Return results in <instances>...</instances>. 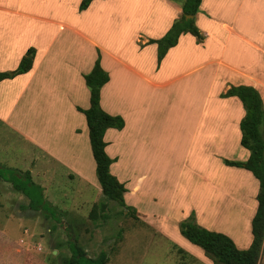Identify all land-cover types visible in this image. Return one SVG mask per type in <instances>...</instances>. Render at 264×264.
Returning <instances> with one entry per match:
<instances>
[{
    "label": "crops",
    "instance_id": "0c3cea01",
    "mask_svg": "<svg viewBox=\"0 0 264 264\" xmlns=\"http://www.w3.org/2000/svg\"><path fill=\"white\" fill-rule=\"evenodd\" d=\"M81 2L0 0V73H13L30 49L36 51L28 73L0 83V124L34 149L47 169L42 180L56 179L60 170V177L99 187L93 185L97 164L87 118L79 109L91 107L85 76L100 58L110 77L100 106L125 122L123 130L108 129L105 142L111 173L127 189L126 204L136 195L135 204L147 187L152 199L167 204V217L177 218L153 229L184 251L187 262L214 264L179 225L194 212L199 226L224 229L212 221L223 215L221 225L232 222L219 204L237 195H247L243 207L254 203L248 218L256 214L259 181L224 164L250 158L241 145L246 111L237 97L222 95L249 86L264 101V0H203L195 25L204 41L183 34L161 63L158 45L150 42L182 18L184 0H94L80 12ZM1 159L0 169L8 162ZM26 170L34 179V169ZM236 177L250 186L238 190ZM19 255L28 262L27 254Z\"/></svg>",
    "mask_w": 264,
    "mask_h": 264
},
{
    "label": "rangeland",
    "instance_id": "374dc122",
    "mask_svg": "<svg viewBox=\"0 0 264 264\" xmlns=\"http://www.w3.org/2000/svg\"><path fill=\"white\" fill-rule=\"evenodd\" d=\"M0 151V160L8 161L0 169V264H60L56 257H71L70 244H76L92 259H97L102 252L107 253L108 264H192L153 229L162 223L171 226L177 218L174 213L167 217V204L152 199L147 187L135 204L132 201L136 195L129 197L130 203H127L137 208L134 213L106 199L96 171L93 185L97 183L99 187L60 177V174L65 175L60 170L56 171V179L42 180L40 176L47 171L43 161L36 158V152L21 135L1 124ZM14 165L19 170L11 169ZM28 168L34 169V179L27 178ZM235 179L238 190L250 186L245 177ZM13 185L25 189L29 196L14 190ZM242 199L237 195L234 201L224 199L219 204L232 222L221 225L223 215L212 222L224 228L213 231L228 235L240 249L246 250L251 246L245 245L252 234L248 223H252L253 218L250 220L248 216L254 211V203L252 207H243L245 204L240 202H246L247 195ZM32 201L43 206L41 211L30 209ZM209 205L203 206L208 208ZM20 251L27 254L28 262H21ZM259 264H264V253Z\"/></svg>",
    "mask_w": 264,
    "mask_h": 264
},
{
    "label": "trees",
    "instance_id": "16d2710c",
    "mask_svg": "<svg viewBox=\"0 0 264 264\" xmlns=\"http://www.w3.org/2000/svg\"><path fill=\"white\" fill-rule=\"evenodd\" d=\"M94 0H82L79 11H86ZM203 0H184L183 16L177 20L169 32L161 40L150 43L158 45L159 63L167 55L168 51L175 47L183 34L194 35L199 42L204 41V36L195 25V17L200 11ZM191 17V18H189ZM36 51L30 49L22 59L18 69L13 73H0V83L6 79L28 73L32 67ZM86 84L91 92V107L89 110H81L87 118L90 131V140L93 156L97 164L96 174L104 196L108 201L118 203L121 207L137 213L136 209L128 206L124 199L127 192L124 184L112 175L111 166L114 160L106 152L107 143L105 134L108 129L123 130L125 122L120 116H111L102 110L100 106L101 90L110 77L101 65L98 58L93 71L85 76ZM222 97H237L243 104L246 116L240 124L242 132L241 145L250 151V158L246 162H233L225 160L224 164L250 171L259 181L260 190L257 196L258 208L251 223L252 243L249 249H240L234 240L224 233L210 231L196 223L193 212L190 217L181 222L179 229L181 234L192 244L202 248L214 264H259L264 253V101L259 91L249 86L232 87ZM27 178L30 176L28 174ZM9 182L7 179H3ZM34 184L31 183V186ZM14 190L29 196L30 193L23 188L13 185ZM32 201L30 209L41 211V205ZM71 257H60L56 259L60 264H108V255L102 252L97 259L89 258L76 244H70ZM180 253H185L180 250Z\"/></svg>",
    "mask_w": 264,
    "mask_h": 264
},
{
    "label": "water",
    "instance_id": "95a60500",
    "mask_svg": "<svg viewBox=\"0 0 264 264\" xmlns=\"http://www.w3.org/2000/svg\"><path fill=\"white\" fill-rule=\"evenodd\" d=\"M189 18H191V17H189Z\"/></svg>",
    "mask_w": 264,
    "mask_h": 264
}]
</instances>
